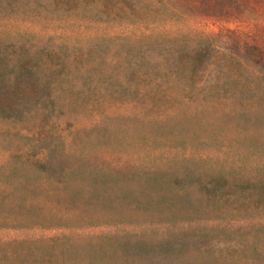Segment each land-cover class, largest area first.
Instances as JSON below:
<instances>
[{
	"label": "rangeland",
	"instance_id": "rangeland-1",
	"mask_svg": "<svg viewBox=\"0 0 264 264\" xmlns=\"http://www.w3.org/2000/svg\"><path fill=\"white\" fill-rule=\"evenodd\" d=\"M137 5L127 18L102 0H0V92L20 88L0 106V240L34 239L24 264H264V232L248 226L229 250L164 260H127L110 237L225 223L233 209L244 225L264 218V0ZM187 160L239 180L195 207L126 178ZM93 168L119 179L99 188Z\"/></svg>",
	"mask_w": 264,
	"mask_h": 264
},
{
	"label": "trees",
	"instance_id": "trees-1",
	"mask_svg": "<svg viewBox=\"0 0 264 264\" xmlns=\"http://www.w3.org/2000/svg\"><path fill=\"white\" fill-rule=\"evenodd\" d=\"M106 3V9H113L115 15L121 14L123 17L131 18L132 14L138 9V0H102ZM203 50L197 48L192 53H188L189 61L186 63L190 74L196 73L199 70L203 61ZM182 63L181 55L178 56L176 65ZM185 63V62H184ZM161 72V70H160ZM18 83L17 85H19ZM18 88V86H17ZM18 90H8L0 92V106L3 109L13 108L16 100L15 94ZM250 143H248V146ZM141 169V170H140ZM87 176L97 184L99 188H103L105 180L109 177L114 178L117 182L119 175L103 168H93L88 170ZM237 171L234 168H210L204 169L197 161H183L175 164L170 163L166 166H154L148 168L135 167L126 175L129 180L137 181L141 187H145L149 192H158L165 190L172 192L173 195L179 199H183L191 206H200L203 203H208L214 200V193L220 189V196L226 194V191L234 186L236 180H239ZM103 191V189H102ZM72 197L76 194H71ZM97 197V198H96ZM96 200H103L101 194L96 195ZM108 202L111 201L108 199ZM0 203L3 208H6L5 200L2 197ZM239 211L231 210L232 215L229 222L222 223L221 216L214 218L210 224L202 226H186L178 227L169 230L167 233H154L151 230V235H137L126 233H117L110 236L120 245L123 256L129 260V257L137 259H152L164 260L168 256H179L182 253H194L196 251L209 248L212 250H229L233 245V235L242 236L243 227L248 226L251 232L260 233L264 232V218L263 220L249 221L244 225V221L236 217H244ZM244 213V211H242ZM220 217V218H219ZM241 220L242 222H238ZM10 226L5 215L0 216V228ZM155 234L157 236L153 237ZM133 240V241H131ZM33 241H35L33 239ZM30 243L24 239H12L8 241L0 240V264H24V253L27 249L31 248ZM38 241H42L39 239ZM48 242L55 241V238L47 239ZM26 244V245H25ZM157 264L158 261H157Z\"/></svg>",
	"mask_w": 264,
	"mask_h": 264
}]
</instances>
